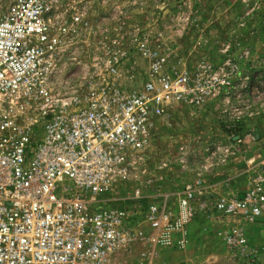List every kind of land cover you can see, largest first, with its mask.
Here are the masks:
<instances>
[{"label": "built area", "instance_id": "1", "mask_svg": "<svg viewBox=\"0 0 264 264\" xmlns=\"http://www.w3.org/2000/svg\"><path fill=\"white\" fill-rule=\"evenodd\" d=\"M63 3L12 0L0 7V264H135L128 256L136 245L148 247L140 251L142 264L154 246L172 245V232L183 231L194 196L202 209L246 223L264 214V169L242 195L212 202L196 178L172 193L178 216H169L161 193L133 184L157 118L174 101H203L215 77L209 65L191 74L160 69L158 60L152 78L134 87L116 83L110 65L105 76L77 77L68 66L89 22ZM143 181L151 186L150 178ZM130 183V194H118ZM133 201L144 203L133 209ZM222 237L236 257L255 255L243 227Z\"/></svg>", "mask_w": 264, "mask_h": 264}, {"label": "rangeland", "instance_id": "2", "mask_svg": "<svg viewBox=\"0 0 264 264\" xmlns=\"http://www.w3.org/2000/svg\"><path fill=\"white\" fill-rule=\"evenodd\" d=\"M11 1L0 0V7ZM63 2L68 12L77 10L89 22L68 66L77 77L105 76L110 65L116 83L134 87L152 78L155 60L160 69L191 74L203 73L202 65H209L215 77L203 101H174L157 118L140 179L133 184L144 191L171 194L196 178L209 184L220 175H240L242 183L232 180L230 190L249 189L264 169V0ZM223 76L230 81L225 86L217 80ZM146 177L150 187H144ZM133 184L118 194H130ZM140 202L144 203L128 205L139 209ZM202 210L210 214L203 225L207 232H213L211 224L218 225L215 242L222 251L215 254V264H264V221L246 223L239 215H224L210 206ZM137 220L148 227L140 216ZM236 226L243 227L255 255L238 258L228 249L222 234ZM147 248L136 245L128 260L137 264L140 251Z\"/></svg>", "mask_w": 264, "mask_h": 264}, {"label": "crops", "instance_id": "3", "mask_svg": "<svg viewBox=\"0 0 264 264\" xmlns=\"http://www.w3.org/2000/svg\"><path fill=\"white\" fill-rule=\"evenodd\" d=\"M222 177L223 176L221 175L218 176L216 180L212 182L210 181L209 184L203 183V186L205 187L203 196H206L208 201L212 202L219 195L234 194L240 196L246 190L245 187V189H241V191L239 192L230 190V187L232 188V186H234V184H232L231 182L232 180L236 181L237 179V181H240V184L242 183L240 175H232L228 177L224 175V177ZM190 182L193 183L192 180ZM188 183H184L180 187H177L174 192L181 191ZM193 187L195 195L197 194V190L195 189V186ZM160 193L162 195H160L159 198L166 197L167 199V210L169 216H178L180 212L178 206V197L172 195L173 192L171 194H168L166 192L160 191L159 194ZM192 199V215L184 222L183 231L175 230L172 232L171 240L173 242V245L167 247L154 246L152 255L150 254L151 256L149 255V257L143 258V260L141 261L142 264H215L213 260L215 254H217L219 251H222V249L220 250V247H218V244H216L215 242L216 239H218L215 233L216 227L218 225L215 227L214 224H211V229L213 228V232L212 230L207 232L205 229L206 226L204 227L203 225H207V223H205L206 216L209 218L210 214L204 212L200 207L199 196H194ZM261 221H264V215H261L257 219L256 223L258 224ZM187 229H189V235ZM146 230L150 231V228L147 227ZM183 237L185 238L186 242L184 243V245L178 246L176 243Z\"/></svg>", "mask_w": 264, "mask_h": 264}]
</instances>
